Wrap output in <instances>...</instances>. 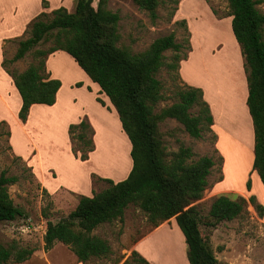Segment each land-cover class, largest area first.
<instances>
[{"label":"rangeland","instance_id":"1","mask_svg":"<svg viewBox=\"0 0 264 264\" xmlns=\"http://www.w3.org/2000/svg\"><path fill=\"white\" fill-rule=\"evenodd\" d=\"M10 1L15 0H0L4 5ZM38 1L35 0L32 2L33 5H28L24 13L31 16L40 6ZM159 1L156 9L157 18L152 21L147 13L138 9L131 0H108V7L119 14L117 44L128 47L132 52H140L156 37L173 32L175 40L182 43L181 53L186 55L182 60L186 66L185 74L188 80L201 78L208 83L211 97L221 107L222 123L219 125L228 131L237 128L243 132V128L246 127L243 110H247V96L243 100L242 78L238 68V57L240 55L243 57L241 49L231 32L230 22L216 24L206 13H211L218 20L231 18L227 0H204V3L200 0L197 2L185 0V4H180L182 0H178L177 4L171 0ZM56 3L57 0H50L52 6H56ZM93 5H96V0L93 1ZM256 7L264 12V0H257ZM51 11L46 13L50 15ZM35 17L27 23L22 38L28 36V26ZM201 21H205L206 26L198 37L192 38L191 46V35L198 32ZM18 40L7 39L2 43L3 58L12 57ZM50 44V40L44 41L34 48L45 49ZM61 51L57 52L59 54L56 58L54 56L50 58L49 67L45 66L47 75L54 72L61 83L56 103L38 104L43 108L33 111L31 125L25 130L26 136L22 135L15 124H11L7 118L2 119L5 124L0 125V173L5 171L6 175L17 177L14 183L7 185V189L14 204L23 213L12 221L0 223V243L3 245L15 243L22 248L42 249L46 219L55 221L64 216L73 209L75 198L78 200L80 195H84L74 193L63 185L75 188L76 185L83 186L89 179L92 195L107 185L104 178L114 182L120 181L127 176L131 166L130 143L123 132L114 106L105 94L104 97L110 104L100 98V90L93 101L90 94L95 91L89 85L86 86L89 97L85 99L82 96L84 90H80L79 87L85 83L81 77L87 76L68 53ZM171 54L169 49L164 51L165 61L170 60ZM31 61L33 57L30 51L9 66L22 70ZM243 62L244 59L242 71L244 85L247 87ZM156 76L161 81L165 94V98L155 108V111H158L176 100L174 95L176 85L188 84V80L180 75V65L176 71L164 65ZM74 97H77L76 101L73 100ZM95 101L109 114L103 112L99 114L98 108L94 105L97 104ZM82 105L84 110L94 107L91 109L95 115L94 119L91 120L89 114L80 112ZM191 111L195 112L196 108H192ZM82 119H85L92 128V135L87 130L85 133L87 137L92 138L94 146L87 152V158L84 160L78 157L79 152L75 155L71 149L72 145L76 149L85 147L77 139L80 130L74 128L69 132V125L76 124ZM158 130L168 156L180 145H184L191 148L194 153L192 158L208 155L214 160L202 197L194 202L202 220L207 219L210 204L219 194L231 198L240 195L247 200L250 195H254L257 203L263 206V214L259 215L247 201L244 212L239 216L221 221L213 227L199 225L201 234L218 261L217 264H264V205L256 198L259 192L264 198V187L258 179L257 172L252 168L250 159L253 149L242 146L241 140L223 129H216V135L212 130L205 129L199 138H193L174 118H165L159 122ZM11 132L14 146L9 142ZM216 138L223 152L216 146ZM31 142L39 149L37 156L34 157L38 159L36 167L25 159L35 154ZM28 153L27 157H23ZM92 233L106 238L113 251L109 257L96 260V264H114L117 258L120 259L117 264H122L134 249V243L140 238L142 239L136 249L151 264H189L187 245L175 219L171 218L165 221V225L160 229H154L145 213L134 204L126 207L122 221L101 225ZM32 254L22 262L11 261L10 264H30L34 261Z\"/></svg>","mask_w":264,"mask_h":264},{"label":"trees","instance_id":"2","mask_svg":"<svg viewBox=\"0 0 264 264\" xmlns=\"http://www.w3.org/2000/svg\"><path fill=\"white\" fill-rule=\"evenodd\" d=\"M131 1L152 21L157 18L159 0ZM92 2L76 0L72 12L64 6L53 9L50 15L40 12L29 24L28 36L18 40L13 56L4 57L1 62L20 95L17 115L24 122L31 104L55 102L61 83L47 75L45 59L56 50L65 51L106 94L130 142L131 168L127 176L117 182L104 178L107 185L103 189L90 196L80 195L75 207L59 219H46L43 249L49 250L58 241L65 244L78 261L96 264V260L109 257L113 251L109 241L93 234V229L103 223L122 221L126 207L134 204L145 213L153 228L175 219L187 245L189 264H217L199 225L213 227L231 220L244 212L247 201L259 215L263 214V206L257 203L254 195L247 200L240 195L231 198L219 194L210 204L207 219H201L194 202L202 197L214 160L208 155L192 158L191 148L184 145L168 156L158 123L174 118L191 137L199 138L203 130H211L209 105L200 87L183 83L175 87L176 100L155 111L165 98L157 72L164 65L175 71L179 68V62L186 57L181 53L182 43L169 32L156 37L143 51L132 52L117 44L119 14L108 8V0H97L96 6ZM171 2L177 4L178 0ZM227 3L231 31L244 59L246 105L254 134L252 168L264 186V12L257 9V0H227ZM49 40V47L34 48ZM168 49L172 54L170 60L165 61L164 51ZM30 51L33 61L23 70L9 66ZM177 75L180 77L178 72ZM194 107L196 111L192 112ZM2 124L5 123L1 120ZM74 128L80 130L77 139L85 147L76 149L72 145L71 149L75 155L79 152L78 157L84 160L94 147L85 130L91 135L93 131L85 119L70 124L69 132ZM16 180V176L6 175L5 171L0 173V223L23 214L7 189V185ZM33 251V248L18 247L15 243H0V264L22 262ZM119 261L115 259L114 264ZM122 264L151 263L133 249Z\"/></svg>","mask_w":264,"mask_h":264},{"label":"crops","instance_id":"3","mask_svg":"<svg viewBox=\"0 0 264 264\" xmlns=\"http://www.w3.org/2000/svg\"><path fill=\"white\" fill-rule=\"evenodd\" d=\"M33 1H35V0H15V1H10V3L6 4V5H4L3 3L0 2V120L5 119V118L9 119L11 124L14 123L16 128L18 130H20L21 134L24 135V136L27 135L25 130L31 125V118H32L33 111H35V110L38 111L41 108H43L42 105H38V104H43V103H33V104H31L30 107H29V110H28L27 118H26V120L24 122H22L18 118L17 114H18V110H19L20 105H21V98H20V95H19L16 87L13 84L11 76L4 70V68L1 65V62H2V59H3L2 43H4V41L7 40V39H20V38L22 39V36L24 35V29H25L27 23L33 17H35L36 15H38L42 11H45V12L46 11H51L52 9L57 8L58 6H64L68 11H72L71 9H73L75 7V0H74V2L72 0H57L56 6H52V4H50V0H39L38 2L40 3V6L34 11V13L31 16H28V13L25 14L24 11H25V8L28 5H33L32 4ZM44 1H45V4H44ZM70 1L73 2L72 5H71ZM93 1H95V0H93ZM197 1L198 0H195V2H197ZM200 1H203V3H204V0H200ZM184 2H185V0H182L180 4H183ZM92 4H93V2H92ZM96 4H97V0H96ZM93 6H96V5H93ZM107 6H108V2H107ZM206 13L209 16V19H213L214 23H216V24H221V23H224V22L227 23L228 21L230 22V20H231V18H229L227 20L226 19L218 20L211 13H208V12H206ZM200 25H201L202 28L200 27V29L198 30V32L196 34L194 32L192 33L191 38H190V42H191L192 38H194V36L198 37L200 35L201 31H204L202 29H203V27L205 28V26H206L205 21L204 22L201 21ZM230 29H231V27H230ZM228 38H230L229 35H228ZM191 46H192V42H191ZM58 51H61V50L54 51L53 53H51V54H49L47 56L46 65H45L46 67H49L50 58H52L53 56H54V58H56L58 56V54H59V53H57ZM189 53H190V51H189ZM11 56H13V53L11 54ZM240 56L238 57V68H239V70L241 72V78H242L241 79V85L243 87V96L242 97H244L243 98V100H244L245 97L247 96V89H246L247 87L244 85L245 84L244 83V74H243V71H242V59H243V57H240ZM179 63H180L179 64L180 65V75L183 76L184 79L186 78L188 80L189 78L185 74L186 73V71H185L186 70V66L183 64L184 60H181ZM78 68L81 69L79 66H78ZM49 77L50 78H56V74L54 72H52L51 74H49ZM87 77H85V76L81 77L82 80L84 79V83H85L84 85L85 86L82 84L79 87V89L80 90H84V94H82V96L86 99L87 97H89V93H88V91L86 89V86L89 85L91 87V89H94V91H95V93H92V95L90 94L91 99L93 100V98L97 94V91L100 90V88L95 82H93L88 77L91 80V81H89V79H87ZM187 83L189 85L200 87L202 89L203 97L206 100V102L208 103L209 108H210V112L212 114V124L210 126V129L214 132V134L216 135V132H215L216 129H223L224 131H226V133H228L230 135H234V136L237 137L238 140H241L242 146H246L247 149H249L250 147L253 149L252 121H251L250 114L248 112V108H247V110L246 109L243 110L244 119H245L244 123L246 122V127L243 128V132L238 131L237 128H236V130H234L232 128L229 129V131L225 130L224 128H222L219 125L220 123H222L221 115H220L221 107H219V105L217 103H215L214 99L211 97L209 84L206 83L201 78L194 79V80L191 79V81L188 80ZM60 87H61V85H60ZM60 87H59V89H60ZM58 90H57V92H58ZM57 92H56L55 102L52 105H54L56 103V101H57V95H58ZM104 94L105 93L101 92L100 93V98L103 101H105V103H108V101L106 99L108 97H106L105 96L106 94L105 95ZM73 100L76 101L77 97H74ZM110 103H108V104H110ZM45 105H47V104H45ZM94 105L98 108L99 114L101 112H103V113H105L107 115L109 114V112L107 110H105L104 108H102L98 103L97 104L94 103ZM216 106H218V108ZM91 109H94V107L93 108L90 107L89 110H84V107L82 105L80 112L82 114L83 113L89 114V117L92 120V119L95 118V115L91 111ZM34 123L35 122H33L32 125H34ZM10 135L11 136H9V142H11L10 143V144H12L11 146H14L13 145V132H11ZM218 141H219L218 138H216V146L218 147V149L221 152H223V148H222L221 144ZM250 144H251V146H250ZM31 145L35 149V154L34 155H30L29 157H27L29 155L30 151H31L30 150L29 153L26 154V155H23V157H27L25 159L29 160V162H31L32 165L34 167H36V165L38 164V159H36L34 157L37 156L36 154L38 153L39 149H38L37 145L36 144H32V142H31ZM252 157H253V155H252ZM250 160L252 162V159H250ZM49 167H53V166L49 165ZM130 168H131V166H130ZM128 170H130V169H128ZM100 174H102V173H100ZM258 179H259V177H258ZM255 180H256V178H255ZM259 181H260V179H259ZM46 182H48V181L46 180ZM59 184L60 183H58V185ZM261 185H262V183H261ZM63 186H64V188H66V189H68V190H70V191H72L74 193L84 194V195H87V196L91 195V190L90 189H91L92 186L90 184L89 179H88V181H86V183L83 186H77L76 185L75 188L66 187L65 185H63ZM256 198H257V200H259L264 205V198H262L261 192L256 194ZM77 202H78V200H76V198H75V200L73 202L74 203L73 208L75 207ZM104 224H109V223H103L101 225H104ZM101 225H99L98 227L93 229L92 232L98 230V228ZM164 225H165V221L162 222L157 227H154V229L158 230L161 227H163ZM141 239L142 238H140L139 240H137L134 243V245H133L134 250L138 251L136 248H137L138 242ZM32 258H33L34 261H32L30 264H89V263H83V262L78 261L76 256H75V254L65 244H63L61 242H58V241L55 242L54 245L47 251H45L43 249V247H42V249L34 250V252L32 254Z\"/></svg>","mask_w":264,"mask_h":264},{"label":"built area","instance_id":"4","mask_svg":"<svg viewBox=\"0 0 264 264\" xmlns=\"http://www.w3.org/2000/svg\"><path fill=\"white\" fill-rule=\"evenodd\" d=\"M23 230H25V229H23Z\"/></svg>","mask_w":264,"mask_h":264}]
</instances>
